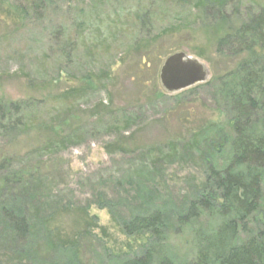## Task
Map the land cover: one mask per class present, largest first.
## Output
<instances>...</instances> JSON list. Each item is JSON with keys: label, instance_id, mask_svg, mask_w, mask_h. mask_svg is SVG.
<instances>
[{"label": "rangeland", "instance_id": "obj_1", "mask_svg": "<svg viewBox=\"0 0 264 264\" xmlns=\"http://www.w3.org/2000/svg\"><path fill=\"white\" fill-rule=\"evenodd\" d=\"M263 8L264 0H0V264H128L149 254L152 264H196L224 220L205 186L210 162L230 154L222 137L236 114L220 80L247 55L219 43ZM179 52L209 75L168 94L159 73ZM205 198L213 209L182 221ZM157 213L158 232L126 231ZM11 214L26 220V240H13ZM263 223L264 214L251 220L239 243Z\"/></svg>", "mask_w": 264, "mask_h": 264}, {"label": "trees", "instance_id": "obj_2", "mask_svg": "<svg viewBox=\"0 0 264 264\" xmlns=\"http://www.w3.org/2000/svg\"><path fill=\"white\" fill-rule=\"evenodd\" d=\"M236 45L247 54L246 58L236 73H227L220 80L229 83L223 93H227L236 111L235 119L230 123V134L222 137L230 144V154L222 159V165L210 162L205 181L206 188L214 191L215 201L223 203L220 206L224 220L205 241L196 264H264V223L261 229L239 243L241 233H250L251 220L264 214V108L261 116L257 114L261 109L258 99L264 95V8L250 14L237 32L229 33L219 43L220 49L226 50ZM6 119L0 107V131L6 128ZM200 136V133L195 134L191 145L198 143ZM191 145L186 144L184 152L192 153L195 148ZM204 159L208 160L206 156ZM211 209L212 200L207 198L192 202L189 215L182 221L197 217L200 210ZM11 219L16 235L13 240H26L29 236L26 220L16 218L14 214ZM161 224V214L157 213L148 219H136L125 229L135 232L136 228H151L158 232ZM152 259L149 254L128 264H152ZM163 264L173 263L166 261Z\"/></svg>", "mask_w": 264, "mask_h": 264}, {"label": "water", "instance_id": "obj_3", "mask_svg": "<svg viewBox=\"0 0 264 264\" xmlns=\"http://www.w3.org/2000/svg\"><path fill=\"white\" fill-rule=\"evenodd\" d=\"M209 71L183 52L170 55L163 63L159 81L168 94L179 93L207 81Z\"/></svg>", "mask_w": 264, "mask_h": 264}]
</instances>
